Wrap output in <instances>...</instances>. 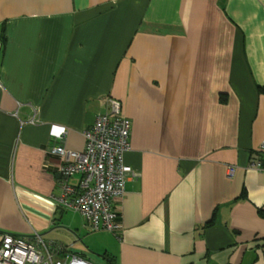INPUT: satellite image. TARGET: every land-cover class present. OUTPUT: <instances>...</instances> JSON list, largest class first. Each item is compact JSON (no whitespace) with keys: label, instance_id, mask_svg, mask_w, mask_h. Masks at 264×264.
I'll return each instance as SVG.
<instances>
[{"label":"crops","instance_id":"crops-1","mask_svg":"<svg viewBox=\"0 0 264 264\" xmlns=\"http://www.w3.org/2000/svg\"><path fill=\"white\" fill-rule=\"evenodd\" d=\"M0 41V231L63 261L264 264V0H0ZM109 98L137 173L118 235L57 205L47 154L82 151Z\"/></svg>","mask_w":264,"mask_h":264},{"label":"built area","instance_id":"built-area-1","mask_svg":"<svg viewBox=\"0 0 264 264\" xmlns=\"http://www.w3.org/2000/svg\"><path fill=\"white\" fill-rule=\"evenodd\" d=\"M1 51L0 41V54ZM130 129L131 122L123 113L121 102L109 98L106 111L96 115L83 131L82 151L68 149L63 144L47 151L58 158L55 165L59 175L58 194L54 197L57 205L78 212L90 232L105 230L118 235L122 229L115 204L125 195L126 180L137 176L124 161V154L130 148ZM65 133L63 126L53 125L50 129V134L58 140H63ZM249 166L264 172V139L258 156ZM235 170V166H228L227 176L232 178ZM75 174L80 179L72 186L67 179ZM52 245L44 243L38 234L30 238L0 231V264H92L76 255L67 261L56 258V251L65 247Z\"/></svg>","mask_w":264,"mask_h":264}]
</instances>
